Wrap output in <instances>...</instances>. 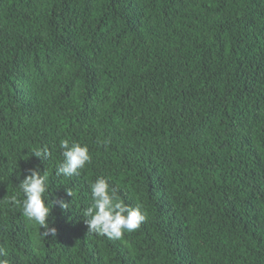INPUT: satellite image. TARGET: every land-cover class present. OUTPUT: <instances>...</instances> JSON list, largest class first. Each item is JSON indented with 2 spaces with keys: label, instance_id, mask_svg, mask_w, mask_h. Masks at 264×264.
Listing matches in <instances>:
<instances>
[{
  "label": "trees",
  "instance_id": "obj_1",
  "mask_svg": "<svg viewBox=\"0 0 264 264\" xmlns=\"http://www.w3.org/2000/svg\"><path fill=\"white\" fill-rule=\"evenodd\" d=\"M63 139L88 146L79 175H56ZM30 168L69 202L56 238L11 199ZM97 177L146 214L137 230L87 232ZM0 253L264 264V0H0Z\"/></svg>",
  "mask_w": 264,
  "mask_h": 264
},
{
  "label": "clouds",
  "instance_id": "obj_2",
  "mask_svg": "<svg viewBox=\"0 0 264 264\" xmlns=\"http://www.w3.org/2000/svg\"><path fill=\"white\" fill-rule=\"evenodd\" d=\"M62 150L63 160L56 168L57 176L72 177L79 175L80 170L91 161V155L87 145H81L76 141L63 139L59 143ZM32 155L42 163L48 158L49 151L46 147L37 148ZM27 175L19 184V189L23 194L22 200H17L16 196L11 199L22 208V215L30 222L39 225L43 229L41 234L44 237L56 238L57 229L49 227L48 219L54 205L58 204L60 209H69V202L62 197H55L50 205L46 203L45 196L48 191V174L46 170L41 173L38 168H30ZM91 193V205L83 213L84 223L88 233L106 235L111 239H119L125 232L137 230L141 223L146 220L139 206L133 208L123 202L115 189L110 190L108 180L104 177H97L89 185ZM68 197L74 196L71 189L65 188ZM3 254L0 253V256ZM0 264H9V261L0 258Z\"/></svg>",
  "mask_w": 264,
  "mask_h": 264
}]
</instances>
